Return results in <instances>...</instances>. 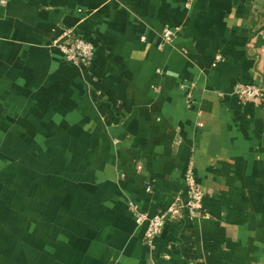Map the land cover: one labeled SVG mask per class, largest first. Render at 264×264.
<instances>
[{
	"label": "crops",
	"instance_id": "1",
	"mask_svg": "<svg viewBox=\"0 0 264 264\" xmlns=\"http://www.w3.org/2000/svg\"><path fill=\"white\" fill-rule=\"evenodd\" d=\"M65 30L94 44L88 67L66 60ZM235 84L264 88V0H0L2 123L72 142L56 264H264V102ZM188 166L206 216L150 247L131 208L185 201Z\"/></svg>",
	"mask_w": 264,
	"mask_h": 264
},
{
	"label": "rangeland",
	"instance_id": "2",
	"mask_svg": "<svg viewBox=\"0 0 264 264\" xmlns=\"http://www.w3.org/2000/svg\"><path fill=\"white\" fill-rule=\"evenodd\" d=\"M13 120L7 125L0 118V264H56L61 246L54 230L64 229L65 223L54 221V213L60 203L70 202L56 189L69 183L72 142L54 138L62 126L54 133L56 126ZM40 186L45 196H40ZM36 228L45 230L41 241L29 237Z\"/></svg>",
	"mask_w": 264,
	"mask_h": 264
},
{
	"label": "built area",
	"instance_id": "3",
	"mask_svg": "<svg viewBox=\"0 0 264 264\" xmlns=\"http://www.w3.org/2000/svg\"><path fill=\"white\" fill-rule=\"evenodd\" d=\"M174 36L175 32L172 29H165L162 32L163 42L165 43L172 41ZM62 39L58 43V47L63 52L66 60L81 67H88L94 56V44L82 36L74 34L71 30H65L62 33ZM231 93L237 96L243 104L264 102V88L256 84H235ZM184 186L185 201L175 198L166 208L158 210L153 215L138 210L136 206L131 208L137 225L144 226L143 238L148 246H154L157 236L161 234L167 223L181 220L184 214L189 218L205 215L204 198L207 193L197 181L192 166H188L185 171ZM146 190L151 191V186L147 185Z\"/></svg>",
	"mask_w": 264,
	"mask_h": 264
}]
</instances>
